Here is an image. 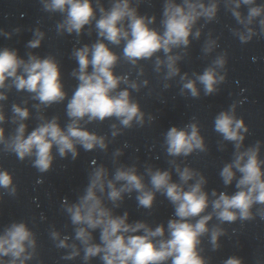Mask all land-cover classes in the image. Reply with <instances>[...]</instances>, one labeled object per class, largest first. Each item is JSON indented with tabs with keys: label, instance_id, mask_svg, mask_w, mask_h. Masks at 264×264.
I'll use <instances>...</instances> for the list:
<instances>
[{
	"label": "clouds",
	"instance_id": "9594fccd",
	"mask_svg": "<svg viewBox=\"0 0 264 264\" xmlns=\"http://www.w3.org/2000/svg\"><path fill=\"white\" fill-rule=\"evenodd\" d=\"M40 4L43 11L62 16L56 25L58 34L80 36L87 26L89 35L94 27L98 36L94 43L74 48L71 53L78 67L71 73L77 85L70 98L65 91L61 65L56 57L49 54L41 58L29 51L26 53L27 59H24L17 49L4 47L0 50V90L15 88L17 92L29 93L37 101L33 105L37 111L67 99L65 111L69 119L63 127L57 116L50 119L41 116L38 117L41 122L29 132L24 123L30 118L29 110L17 104L12 105L11 122L17 124L14 132L6 137L5 129L0 126V151L14 154L21 162L29 160L32 167L41 173L51 170L54 148L61 158L70 153L73 160L79 155L78 146L85 151L97 148L106 151L105 137L83 126L81 121L85 118L88 123H102L115 118L122 128H132L133 122L143 126L145 113L129 91L138 92L140 85L130 80L128 75L115 71L121 56L132 66L155 57V71L159 72L161 66L165 67L167 72L164 79H170L180 73L177 61L181 59L180 55L170 54L172 50L186 49L190 36L196 39L201 34L199 28L193 31L197 22L201 19L214 21L218 12L215 2L205 4L203 0H180V3H175L174 0H164L158 29L152 26L155 15L149 17L139 12V0L135 5L132 0H110L107 8L99 0H95V4L94 0H40ZM241 4L255 6L249 7L245 16L237 11ZM229 11L243 28V31L232 29L233 35L242 44H247L257 35L264 36V4H257L256 0H234V6ZM257 17H260L257 22L259 32L251 27ZM20 30L17 27L13 32L18 34ZM0 35L10 37V33L2 29ZM32 37L26 47L37 49L41 47L45 33L37 27L32 30ZM121 44L122 54L110 47ZM214 46H217L215 41H206L202 50L207 54ZM161 52L164 59L158 55ZM227 62V53H222L202 74H195V79H188L185 73L181 76V94L187 91L191 97L198 98L200 89L197 84L202 86L205 95L219 92V85L226 81ZM218 69L224 70L223 74ZM143 83L146 85L147 81ZM122 84L125 85L123 89L120 87ZM165 87L168 85L165 84ZM6 99L4 91H0V101ZM240 103L242 101L233 102L214 118V130L224 141L234 145L232 162L224 164L219 173L226 187L236 181L237 191L232 195L223 191L217 195L213 189L211 197L214 199L210 200L209 193L205 191L206 177L192 167H181L175 163V159L169 163L178 181L173 180L172 170L146 166L144 173H140L135 164L116 167L112 178H109V170L103 164L89 172L83 194L75 203L64 206L73 225L75 239L83 249L85 264L93 257H99L101 264H210V257L203 254V238L208 237L211 249L216 251L221 247L220 237L225 235L224 228L210 226L214 217L220 225L252 220L256 216L264 219L261 141L244 147L249 128L244 119L236 114ZM148 119L150 122L153 117L149 116ZM4 122L3 105H0V125ZM110 127L115 137L118 134L117 125L111 124ZM164 144L172 158L206 151L204 137L196 122L188 123L183 128L170 127L164 134ZM121 154L119 149L114 152L115 156ZM145 177L148 178L147 183ZM0 189L4 190L0 192V199L5 192L9 196L17 194L12 173L2 167ZM106 190L113 208L120 207L125 196L130 197L135 193L138 207L152 209L159 193L172 205L173 217L168 219L166 226L159 223L154 228L143 220L130 223L127 211L116 215L105 205L103 194ZM209 208L211 211H208ZM97 229L100 231L99 243L94 242L93 237ZM49 235L58 249H72L62 259L71 260L79 255L77 246L67 243L69 236L61 238L60 232L54 228ZM5 257L8 259L5 260ZM36 257L37 237L27 222L13 221L4 226L0 234V264H26ZM222 264H244V260L232 255Z\"/></svg>",
	"mask_w": 264,
	"mask_h": 264
}]
</instances>
